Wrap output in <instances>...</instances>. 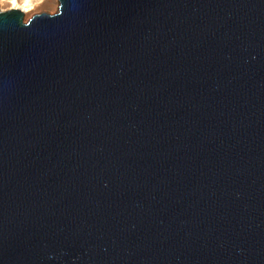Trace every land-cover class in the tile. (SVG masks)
Wrapping results in <instances>:
<instances>
[{"label":"water","instance_id":"95a60500","mask_svg":"<svg viewBox=\"0 0 264 264\" xmlns=\"http://www.w3.org/2000/svg\"><path fill=\"white\" fill-rule=\"evenodd\" d=\"M0 264H264V0L0 11Z\"/></svg>","mask_w":264,"mask_h":264},{"label":"rangeland","instance_id":"374dc122","mask_svg":"<svg viewBox=\"0 0 264 264\" xmlns=\"http://www.w3.org/2000/svg\"><path fill=\"white\" fill-rule=\"evenodd\" d=\"M18 4L21 5V0H17ZM11 3L9 0H0V11H7L10 8ZM57 10V4H54L52 0H47L44 3L34 2L30 11L24 13V21H27L34 14L47 13L53 14Z\"/></svg>","mask_w":264,"mask_h":264},{"label":"bare ground","instance_id":"6f19581e","mask_svg":"<svg viewBox=\"0 0 264 264\" xmlns=\"http://www.w3.org/2000/svg\"><path fill=\"white\" fill-rule=\"evenodd\" d=\"M11 3V9H18L23 14L30 11L31 7L33 6V2L31 0H21V5L18 4L16 0H9ZM47 0H36L38 3H44ZM54 4H57V0H52Z\"/></svg>","mask_w":264,"mask_h":264},{"label":"built area","instance_id":"2783aa9c","mask_svg":"<svg viewBox=\"0 0 264 264\" xmlns=\"http://www.w3.org/2000/svg\"><path fill=\"white\" fill-rule=\"evenodd\" d=\"M17 1V0H16ZM32 2H33V4H34V2H36V0H31Z\"/></svg>","mask_w":264,"mask_h":264}]
</instances>
